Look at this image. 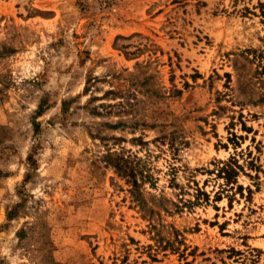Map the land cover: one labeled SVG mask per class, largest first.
Instances as JSON below:
<instances>
[{
	"label": "rangeland",
	"instance_id": "1",
	"mask_svg": "<svg viewBox=\"0 0 264 264\" xmlns=\"http://www.w3.org/2000/svg\"><path fill=\"white\" fill-rule=\"evenodd\" d=\"M0 264H264V0H0Z\"/></svg>",
	"mask_w": 264,
	"mask_h": 264
},
{
	"label": "trees",
	"instance_id": "2",
	"mask_svg": "<svg viewBox=\"0 0 264 264\" xmlns=\"http://www.w3.org/2000/svg\"><path fill=\"white\" fill-rule=\"evenodd\" d=\"M105 156H106L105 160L107 163L114 165L122 175L132 178L130 179V181L134 180V184L138 185L139 181L138 179H136L137 177L135 174L136 173L135 168H133V166L129 164L128 157H126L122 153L111 150ZM236 165H237L236 161L232 160L225 163V165L221 168V171L225 173V177L228 180H231L233 175L236 174Z\"/></svg>",
	"mask_w": 264,
	"mask_h": 264
}]
</instances>
